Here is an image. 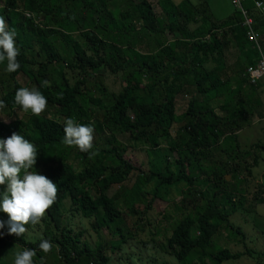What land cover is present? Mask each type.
I'll return each instance as SVG.
<instances>
[{
	"label": "trees",
	"instance_id": "obj_1",
	"mask_svg": "<svg viewBox=\"0 0 264 264\" xmlns=\"http://www.w3.org/2000/svg\"><path fill=\"white\" fill-rule=\"evenodd\" d=\"M119 1L132 2L136 10H122ZM162 1L163 17L156 16L148 0H5L0 7V20L16 32L19 53L16 71L8 73L0 63V109L12 114L19 108L14 103L19 87L36 88L47 100L39 116L25 112L9 124L0 120V137L17 132L32 142L38 149L35 169L57 185L39 239L5 234L0 236V249L12 244L32 249L34 264H108L107 250L123 249L132 238L146 243L138 232L152 223L147 218L140 224L137 198H148V209L156 200L169 202L176 192L182 197V217L158 245L163 252L177 264H223L243 255L226 247L217 250L215 239L228 233L245 243V232L230 217L235 211H255L245 204L261 159L253 150L264 151V144L246 148L240 132L253 117L264 118V79L252 84L246 75L259 52L236 9L225 20H204L203 26L191 30L188 25L198 23L191 10H204L189 0L178 5ZM70 4L75 12L68 10ZM246 8L264 46V17L255 10L254 0ZM98 29L116 35L119 43L101 37ZM154 30L160 36L181 31L189 37L166 43L157 35L158 51L152 57L141 56L135 45ZM232 45L238 51L235 64L227 59ZM105 70L121 74L124 81L119 96L109 100L88 86L89 79ZM190 86L194 93L179 114L177 97ZM67 118L92 127L93 155L63 142ZM109 134L107 140L113 141L99 147L98 139ZM119 137L157 157L149 170L140 171L139 184L122 199L110 195V189L124 185L139 169L126 157L125 148L114 147ZM165 152L168 159L163 160ZM253 197L256 204H264V197ZM127 212L136 215L131 224ZM75 216L89 220L97 234L94 247L80 240L83 230L72 228ZM0 219L6 218L0 213ZM41 239L50 242L49 252L38 248Z\"/></svg>",
	"mask_w": 264,
	"mask_h": 264
},
{
	"label": "rangeland",
	"instance_id": "obj_2",
	"mask_svg": "<svg viewBox=\"0 0 264 264\" xmlns=\"http://www.w3.org/2000/svg\"><path fill=\"white\" fill-rule=\"evenodd\" d=\"M153 8L156 16L163 17L164 15V4L162 0H148ZM174 4L178 5L180 3L185 2L186 0H171ZM192 4H194L195 8L199 10H204V13L200 14V12L196 13L198 23H191L188 25V28L194 30L198 26L204 25V20H207L208 23L219 22L227 19L231 16L235 7L233 6L231 0H189ZM52 5H54V1H51ZM120 2V8L122 10H136L135 5L132 2L127 3ZM5 5V0H0V7ZM73 4H70L68 10L75 12V8H73ZM35 17L36 15L33 14ZM37 20V18H36ZM217 20V21H216ZM167 22H169L166 19ZM5 26H8L7 21H4ZM156 29L159 28V24H156ZM154 29V27H153ZM98 32L101 37L115 41L119 43V38L116 35L106 33L103 29H98ZM261 32V31H260ZM158 34L155 33V30L152 32H146L143 36L139 38V41L135 45L139 54L141 56H150L154 55L156 52L155 44H156V36ZM160 36L166 43H171L173 40H182L188 39V33H182L181 31H177V33H171L170 31L161 34ZM262 35V33H261ZM263 39V37H262ZM28 40H32V37L28 36ZM184 41V40H183ZM263 44V43H262ZM35 49L40 50V44L34 43ZM238 51L232 45L227 51V59L231 64H235L237 59ZM101 74V75H100ZM96 76V75H95ZM263 80V79H262ZM89 88L90 90L98 95L103 96V98H107L108 100L111 97L119 96L124 87V81L121 74H112L110 71L105 70L96 77L89 79ZM7 88L12 87V83L6 86ZM194 93V89L190 86L183 91L177 97V112L179 114L183 113L187 105L189 103L191 95ZM25 114V111L20 108H16L14 113L9 114L8 112H4L0 109V120L9 124L16 119H20ZM50 116L54 117V114L51 113ZM173 134L174 130L172 131ZM108 136L101 137L98 139L99 147L104 146L110 141L107 140ZM110 138V137H109ZM240 140L242 145L246 148L251 147L254 144H264V118L259 119L257 117H253L252 121L248 126L245 127L240 132ZM113 139L111 140V142ZM110 142V143H111ZM115 148L118 151H123L125 148V154L128 159L132 161V163L139 169L133 172L131 178L124 183V185H114L110 191V195H120V199L123 197V193L129 192V188L136 186L139 184V175L142 170H149L150 162H154L157 160V157L154 155L149 156L146 151H144V146L142 145H133L128 144L123 137H119L114 142ZM110 145V144H109ZM168 153V152H167ZM260 155V164L258 167L254 168V177L250 178V185L252 186V192L248 194V200L246 202V208L249 210L255 211L253 213H245L241 211H235L232 213L230 220L237 226H240L242 230L245 232L247 239L245 243L239 240L238 237L233 235L227 236L228 233L219 234L215 239V248L218 250L220 248H228L233 253H242L243 255L235 260V261H226L223 264H264V204L258 203L256 204V200L253 201V196L256 194L259 197H264V188L262 186V182L264 183V151H260L258 149L253 150V154ZM169 155V153H168ZM171 156V155H170ZM163 160L168 159L166 152L162 155ZM174 157H171L172 160ZM151 160V161H150ZM253 160V155L248 157V162L251 163ZM3 190V186L0 185V191ZM220 198H218L219 200ZM182 197L179 196L176 192H173L169 202L156 200L153 202L148 209L145 207L149 204V199L145 197H139L135 201V205L139 208L141 214H138V218L140 216L143 220H140V224L143 225L146 219L150 220L151 228L149 226L146 230H140L138 235L140 239L146 241V243L137 241L135 238H132L126 247L123 249H116L115 251L107 250L106 254L110 257L108 264H177L176 260L163 252L158 245L164 244L165 239L171 234L174 222L177 218L182 217L180 210V204L182 203ZM7 219V214L0 212ZM127 219L131 223L135 221L133 218L136 215L127 212ZM44 216V215H43ZM43 216L35 223L28 224L25 226V233L22 235L27 240L35 242L42 235L44 226L42 224ZM72 228L75 232L84 231V234L81 236L82 242L89 243L92 247L96 245L97 242V234L91 227L89 220L81 219L78 216H75L73 220H71ZM134 232V228L131 229ZM150 230L152 233H150ZM21 250V247L17 244L9 245L8 247L0 249V264H11L13 253L15 251ZM212 251H216L212 249Z\"/></svg>",
	"mask_w": 264,
	"mask_h": 264
},
{
	"label": "clouds",
	"instance_id": "obj_3",
	"mask_svg": "<svg viewBox=\"0 0 264 264\" xmlns=\"http://www.w3.org/2000/svg\"><path fill=\"white\" fill-rule=\"evenodd\" d=\"M15 36L16 32L0 20V63L4 64V70L8 73L19 67ZM14 103L21 110L39 116L47 100L36 88L19 87L15 90ZM92 132L90 125L67 118L63 123V142L91 156ZM37 155V147L22 134L12 132L6 138L0 137V185L3 186L0 191V212L7 214V219H0V230H4L0 231V236L14 234L21 237L25 233V226L35 224L56 198V183L34 167ZM38 248L47 253L51 244L41 239ZM34 255V250L28 248L15 251L11 264H34Z\"/></svg>",
	"mask_w": 264,
	"mask_h": 264
},
{
	"label": "built area",
	"instance_id": "obj_4",
	"mask_svg": "<svg viewBox=\"0 0 264 264\" xmlns=\"http://www.w3.org/2000/svg\"><path fill=\"white\" fill-rule=\"evenodd\" d=\"M249 0H231L235 9L240 12L244 18L243 25L247 28L248 40L254 43L259 52V58L255 65L249 66L246 70V75L252 84L264 79V46L262 44V35L254 26V19L249 10L246 8V3ZM254 8L264 17V0H254Z\"/></svg>",
	"mask_w": 264,
	"mask_h": 264
}]
</instances>
